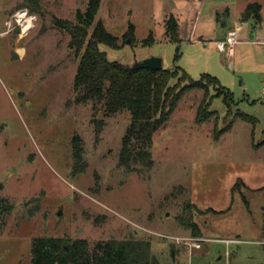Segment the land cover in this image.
I'll use <instances>...</instances> for the list:
<instances>
[{
    "label": "rangeland",
    "instance_id": "obj_1",
    "mask_svg": "<svg viewBox=\"0 0 264 264\" xmlns=\"http://www.w3.org/2000/svg\"><path fill=\"white\" fill-rule=\"evenodd\" d=\"M40 1L38 14L23 0H0V195L14 205L0 224V264H30L31 241L40 236L85 238L90 246L132 236L148 239L160 264H228L224 244L203 236L236 229L249 236L253 226L264 228V144L256 146L264 142V94L258 79L241 71V61L217 50L215 42L197 40V33L179 40L165 36L162 24L149 17L153 0H100L95 21L118 38V46L98 43L109 61L131 66L156 56L162 68L178 66L192 79L202 73L217 77L233 95L228 112L208 80L203 88L186 91L152 136V168L137 164L130 171L117 163L130 113L107 115L99 103L76 101L73 78L83 48H71L69 33L51 17L75 22L76 10L83 11L88 0ZM201 1L197 32L212 39L221 28L212 23L210 8L222 12L227 6L230 27L246 0ZM22 10L35 17L28 31L7 30L5 20ZM130 24L133 39L128 41ZM151 31L153 40H147ZM202 100L214 112L197 122ZM238 113L254 117V123ZM92 118L103 121L99 133ZM229 121V128L215 137ZM75 134L83 148L81 172L73 167ZM238 177L250 187L232 197ZM209 207L229 209L221 213ZM188 221L196 223L200 237L191 236ZM258 247L246 244L239 251L231 246V263L251 264L250 257L240 255L257 254Z\"/></svg>",
    "mask_w": 264,
    "mask_h": 264
},
{
    "label": "trees",
    "instance_id": "obj_2",
    "mask_svg": "<svg viewBox=\"0 0 264 264\" xmlns=\"http://www.w3.org/2000/svg\"><path fill=\"white\" fill-rule=\"evenodd\" d=\"M32 12L40 14L42 4L40 0H23ZM100 0H88L83 11L76 10L75 22L52 15L53 24L70 35L69 46L76 51L83 48L73 78L75 99L78 102L91 101L102 105L104 114H113L127 110L131 120L125 129L118 152V165L130 171L135 165L150 170L154 164L151 142L155 131L161 128L169 119L171 111L176 107L181 96L193 88H203L205 81L216 87L215 96H222L228 112L234 103L232 92L223 86L217 77L202 73L200 78L192 79L189 75L175 66L174 69L137 68L130 70L128 65L117 61H109L105 53L98 48V43L109 46H118V38L111 34L101 20L95 21ZM260 4L248 3L240 14L241 20L248 17L259 19ZM92 26L88 34V27ZM165 34L170 39H177V22L170 15L165 20ZM129 40L133 39V25L130 24L126 32ZM153 40L151 33L146 38ZM178 57L176 52L174 58ZM180 72V78L177 73ZM176 82L170 84V80ZM204 81V82H202ZM214 111L204 107V100L199 104L195 120L204 122L211 119ZM242 118L254 123L255 119L246 114ZM96 133L103 126L102 119L92 118ZM232 121L216 131L217 137L229 128ZM83 148L79 137H72V157L74 171L84 170L85 161L82 157ZM247 187L241 178H236L231 187L233 192ZM2 183L0 182V190ZM14 205L6 197L0 195V224ZM229 209V207L227 208ZM207 210L214 209L208 208ZM218 212V211H217ZM185 227L194 237H200L201 231L193 221L185 222ZM30 264H159L156 255L151 250L150 241L144 238L129 237L123 239L110 238L98 240L92 246L85 238L68 237H34L31 241ZM170 254L173 259L177 252L171 246Z\"/></svg>",
    "mask_w": 264,
    "mask_h": 264
},
{
    "label": "crops",
    "instance_id": "obj_3",
    "mask_svg": "<svg viewBox=\"0 0 264 264\" xmlns=\"http://www.w3.org/2000/svg\"><path fill=\"white\" fill-rule=\"evenodd\" d=\"M153 1L154 3H152L153 5L148 11L149 17L152 20H156V22L162 24V30H163L162 33H163L165 30V20L170 15H172L177 22V33H178L177 40L181 39L180 35H186V33H188L189 35L195 36L197 33V35L195 36L197 37V40L203 42L204 41L215 42L216 40L223 38L225 34L228 32V30L232 28H236L238 30V41L229 50L221 51V52L228 53L230 56L228 57L231 59L237 58V60H240L241 71L252 73L253 76H255L258 79L259 83L261 84V91L263 93L262 87L264 85V3L262 2V0H246L243 7L244 9L245 6L251 2L259 3L260 10H259L258 20H256L254 17H248L246 20H241V18L239 17L238 21L235 22L230 27L227 26L228 23L225 20V15L229 13V9L227 6H224L222 12H220L216 7L210 8V18L212 19V23L214 24V26L216 25V27L219 24L221 28L218 35L212 39L204 36L202 32H197L198 31L197 25L199 24V18L201 17L202 14L201 7L203 5V2L201 0H153ZM150 11H151V16H150ZM1 34L4 33L1 32ZM215 48L217 49L216 44H215ZM259 144L256 145L258 146L257 148L262 147L264 142L262 143V145ZM252 146H254V144H252ZM241 179L244 182V184L249 188L250 185L248 184L246 178L242 177ZM227 208L223 210H215V211L223 213L225 212V210H227ZM262 209H264V206H262ZM187 230H184L183 232H185L186 234V232H188ZM203 237L207 239H214L224 244V246L226 247L225 255L228 264H232L230 258L234 253V249L230 248L231 246H234L240 251L242 246L246 244L259 245L260 247H258V250H260V252H257V254H254L253 252H251L250 254L241 253L240 256L243 255L244 257H250L251 264H264V228L261 225L253 226L251 229V234L249 236H247V233L244 232L243 229H236L231 234L228 233L222 236H210V237L203 236ZM194 238H198V237H194ZM174 264L177 263L174 262Z\"/></svg>",
    "mask_w": 264,
    "mask_h": 264
},
{
    "label": "built area",
    "instance_id": "obj_4",
    "mask_svg": "<svg viewBox=\"0 0 264 264\" xmlns=\"http://www.w3.org/2000/svg\"><path fill=\"white\" fill-rule=\"evenodd\" d=\"M34 18L35 17L32 14H27V11L22 10L19 11L17 14H14L10 19L5 20L4 25L6 26L7 30L17 29L20 33L24 34L28 31L29 24L32 23ZM237 41H238V30L236 28H232L228 30V32L225 34L223 38L216 40L215 44L218 50L227 51L230 48H232ZM262 90L264 93V85L262 87ZM176 240H180V239L176 237ZM193 245L198 248L200 247V244L196 242H194Z\"/></svg>",
    "mask_w": 264,
    "mask_h": 264
},
{
    "label": "water",
    "instance_id": "obj_5",
    "mask_svg": "<svg viewBox=\"0 0 264 264\" xmlns=\"http://www.w3.org/2000/svg\"><path fill=\"white\" fill-rule=\"evenodd\" d=\"M128 41L130 40L128 39ZM161 67H162L161 59L159 57L149 56V57H146L144 59H141L135 62L133 65L129 66L128 68L130 70H134L137 68H149V69L156 70V69H160Z\"/></svg>",
    "mask_w": 264,
    "mask_h": 264
},
{
    "label": "bare ground",
    "instance_id": "obj_6",
    "mask_svg": "<svg viewBox=\"0 0 264 264\" xmlns=\"http://www.w3.org/2000/svg\"><path fill=\"white\" fill-rule=\"evenodd\" d=\"M31 26V24H29V27Z\"/></svg>",
    "mask_w": 264,
    "mask_h": 264
}]
</instances>
